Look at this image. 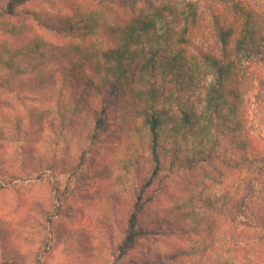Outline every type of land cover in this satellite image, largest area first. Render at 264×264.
<instances>
[{"label": "trees", "instance_id": "16d2710c", "mask_svg": "<svg viewBox=\"0 0 264 264\" xmlns=\"http://www.w3.org/2000/svg\"><path fill=\"white\" fill-rule=\"evenodd\" d=\"M35 1L5 0L0 9L6 35V42L0 43L2 69L11 70L17 60L32 57L29 69L51 54L54 60L48 63L57 72L61 95H68L59 107L63 125L78 119L83 130L90 122L103 129L116 104L125 120H143L151 167L135 199L141 201L146 189L156 184L155 194L163 195L172 183L177 220L191 218L193 227L186 233L199 236L183 250L192 264H264V3L210 0L234 15V21L225 23L213 15L220 47L216 55L190 51L192 35L203 20L200 0L159 5L147 0L143 7V0H120V16L113 8L94 9L100 14L111 11L112 25L103 17L94 20L82 7L73 17L40 18V25L59 36V46L52 49L39 39L20 44L23 33L12 29L15 11ZM104 1L101 4L114 0ZM103 32L109 39L106 49L98 42ZM10 59L16 61L10 64ZM208 77L212 81L206 86ZM202 90L204 101L196 98ZM195 98L204 103L203 112ZM253 107L262 115L258 124H249ZM166 142L174 148L167 150L170 160L163 153ZM187 171L225 187L217 205L202 200L204 192L199 200L193 193L190 203L179 202L175 179ZM189 190L194 191L192 186ZM202 201L211 214L197 213ZM135 204L138 210L139 202ZM138 214L129 218L124 252L149 234L134 233Z\"/></svg>", "mask_w": 264, "mask_h": 264}, {"label": "rangeland", "instance_id": "374dc122", "mask_svg": "<svg viewBox=\"0 0 264 264\" xmlns=\"http://www.w3.org/2000/svg\"><path fill=\"white\" fill-rule=\"evenodd\" d=\"M148 1L159 5L168 0ZM4 2L0 0V9ZM102 2L37 0L15 11L10 18L12 29L23 33L18 43L39 39L52 49L59 46V36L40 25V18L73 17L82 7L94 20L103 17L112 25L111 11L100 14L94 9L113 8L120 16V0ZM254 2L263 4L264 0ZM200 5L202 25L192 35L190 51L219 55L213 15L224 23L234 21V15L210 0H200ZM1 26L0 43H4ZM98 38L106 49L108 37L103 32ZM1 49L0 45V55ZM32 59L17 60L11 70L0 64V264H192L183 250L199 236L186 233L193 227L191 218L177 220L172 183L163 195L155 194L156 184L146 189L141 201L135 199L146 185L151 167L143 120L133 116L125 120L116 104L103 129L97 130L90 122L83 130L78 119L71 126V122L63 125L59 107L68 95H61L57 72L48 63L54 59L50 54L42 65L34 63L25 69ZM211 81L208 77L206 86ZM198 97L204 101L206 91H200ZM195 101L203 112L204 103ZM248 120L249 124L262 120L256 107L250 109ZM164 148L168 159L167 150L174 148L168 142ZM192 174L187 171L175 179L180 203H190L193 193L199 200L200 192H204L202 200L216 203L222 199L225 187L204 180L200 173ZM191 186L194 191H187ZM137 202L138 210L133 209ZM203 202L197 203V213L211 214ZM134 213L139 215L134 233L149 234L124 252L129 218Z\"/></svg>", "mask_w": 264, "mask_h": 264}]
</instances>
